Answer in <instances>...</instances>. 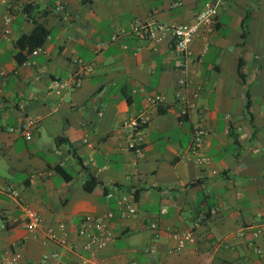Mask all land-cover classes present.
I'll list each match as a JSON object with an SVG mask.
<instances>
[{
    "label": "crops",
    "instance_id": "1",
    "mask_svg": "<svg viewBox=\"0 0 264 264\" xmlns=\"http://www.w3.org/2000/svg\"><path fill=\"white\" fill-rule=\"evenodd\" d=\"M209 1L0 0V254L18 250L20 264H264L243 230L264 206V0H221L186 56L168 34L130 31L133 18L189 22ZM36 23L48 32L25 53L20 38ZM141 114L130 146L125 122ZM26 116L36 121L29 138L9 129ZM195 123L205 133L193 150ZM119 197L135 205L132 216L118 215ZM22 207L39 213L35 230ZM105 210L113 235L89 257L75 228ZM203 210L212 211L195 223ZM58 223L73 248L42 238ZM187 228L193 241L174 248L168 231ZM256 242L264 250V233Z\"/></svg>",
    "mask_w": 264,
    "mask_h": 264
},
{
    "label": "built area",
    "instance_id": "2",
    "mask_svg": "<svg viewBox=\"0 0 264 264\" xmlns=\"http://www.w3.org/2000/svg\"><path fill=\"white\" fill-rule=\"evenodd\" d=\"M5 2V0H1ZM221 0H210L206 2L200 9L197 10L193 19L189 22H179L172 24H164L162 22H145L140 18H133L130 21V31L140 32L142 35L148 34L151 38L158 40L164 34L170 36L173 47L183 56L190 53L188 44L191 38L196 35L200 30H211L213 28V23L215 20L216 13L218 11V5ZM176 4L177 2H172ZM61 5L58 3L57 7ZM11 19V13L7 10L4 15L3 21L5 24L4 32L6 33L9 29V22ZM116 32L111 35V38L116 37ZM206 48L205 43L201 46V52ZM40 49V46H36L31 50V53H35ZM75 63L80 69L89 70L90 65L82 63L79 59L75 60ZM1 73V71H0ZM3 83L2 75L0 74V87ZM54 86L62 87L68 85L69 83L64 80H53ZM161 99L159 94H153L148 96V101L151 103H157ZM100 114V112H98ZM146 115H135L125 122L128 127L126 136L128 139V144L131 146L134 144L136 139L140 138L139 127L145 122ZM35 119L31 116H26L22 121H20L16 126H11L9 129L16 130L22 134L25 138H29L31 130L35 125ZM205 129L199 124L195 123L192 128L191 137V148L195 150L200 146L201 139ZM83 141H86V136H83ZM196 163H207L208 158L203 154H196L193 157ZM5 191L10 195H16L17 191L11 186H6ZM118 205V215L120 217L132 216L135 213V205L125 197H119L117 199ZM164 207H160L159 212H164ZM212 211V210H209ZM22 216L24 219V226L27 230L33 231L40 225V215L39 213L29 207H22ZM113 213L110 210H105L102 213L96 214H83L77 223L75 228V235L81 238L80 248L86 251L89 257L94 256L95 253L102 248L105 243L112 237L113 232L110 228V219ZM203 220L202 212H198L194 216L195 223ZM153 230V235H156L157 225L154 221H151L147 225ZM243 230H247L249 234L248 244L251 246L253 252L258 255H263V248L256 242V238L264 233V206L256 212V217L253 221L245 224ZM242 230V231H243ZM168 234L174 240L173 247L178 249L185 244L193 241V233L191 228L177 230L171 229ZM66 231L63 223H58L56 226L48 225L43 229L42 238L44 240L54 241L65 248L71 249L74 247L73 240H66ZM151 249V247H149ZM57 252H45L42 254V259L47 257H56ZM21 253L18 250H12L3 252L0 254V264H20Z\"/></svg>",
    "mask_w": 264,
    "mask_h": 264
},
{
    "label": "trees",
    "instance_id": "3",
    "mask_svg": "<svg viewBox=\"0 0 264 264\" xmlns=\"http://www.w3.org/2000/svg\"><path fill=\"white\" fill-rule=\"evenodd\" d=\"M246 19H247V14H245L241 18V36L242 37H244L246 34V27H245ZM47 32H48L47 29L43 25H41L40 23H36L27 34L22 36L20 38V45L22 48L25 49V53H30L34 47L39 46L43 42ZM239 74L242 76L241 72H239ZM57 169L59 170L60 168L58 167ZM91 180L92 178L89 177L86 181H91ZM196 181H198L197 178L191 180L190 182H196ZM85 184H84V187L88 189L89 185L87 184L85 185ZM202 214H203V219H205L209 214V210H203Z\"/></svg>",
    "mask_w": 264,
    "mask_h": 264
}]
</instances>
